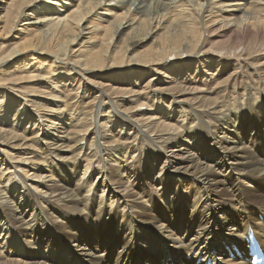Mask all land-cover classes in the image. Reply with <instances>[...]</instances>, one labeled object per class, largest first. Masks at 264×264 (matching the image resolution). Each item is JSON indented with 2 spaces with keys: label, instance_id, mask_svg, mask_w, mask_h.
Instances as JSON below:
<instances>
[{
  "label": "bare ground",
  "instance_id": "1",
  "mask_svg": "<svg viewBox=\"0 0 264 264\" xmlns=\"http://www.w3.org/2000/svg\"><path fill=\"white\" fill-rule=\"evenodd\" d=\"M54 1L0 0V264H248L264 0Z\"/></svg>",
  "mask_w": 264,
  "mask_h": 264
},
{
  "label": "rangeland",
  "instance_id": "2",
  "mask_svg": "<svg viewBox=\"0 0 264 264\" xmlns=\"http://www.w3.org/2000/svg\"><path fill=\"white\" fill-rule=\"evenodd\" d=\"M52 2H54L55 4H56V1H54V0H51ZM43 4V7H45V8H47V9H51V8H53L52 6H46L45 5V3H42ZM22 27L19 25L18 27H17V29H16V31L17 30H20ZM12 35H13V33H11ZM0 40H1V37H0ZM251 76H247V78H249L250 80L249 81H252L251 79H252V77L250 78ZM248 81V82H249ZM26 85V84H25ZM255 85V84H254ZM253 88V90H255V92H256V89L254 88V87H252ZM34 100H36V97L35 98H33ZM38 100V103H41V99H39V98H37ZM77 99H75V101H76ZM165 107V106H164ZM112 109V108H111ZM166 109V108H165ZM245 110H247V109H245ZM177 111V110H176ZM14 112V111H13ZM112 114V113H111ZM148 114H149V116L151 115L149 112H148ZM174 113H172L171 114V116L173 115ZM0 116H2L3 117V119H4V117H5V114L3 113V111H1V115ZM30 117L31 116H34V117H32V119L30 118V120H29V122L30 121H37V119H38V117H36L35 115H33V114H30L29 115ZM246 116L248 117V119H249V121H250V123H251V127H250V129H249V133H250V139L256 144V146H257V148H260L261 146H262V144H261V142H260V137H261V130H262V128H263V125L259 122V120L258 119H256L255 117H252V116H250L249 114H247L246 113ZM37 118V119H36ZM39 120V119H38ZM99 121V123L97 122V125L95 126V128L96 127H98V129H100V124H102V120L100 121V120H98ZM4 124V123H3ZM36 124H38V122L36 123ZM9 126H12V123L9 125ZM14 126V125H13ZM117 126H119L120 127V129L122 128V131H125V128H124V126L122 125V124H120V125H117ZM120 129H118L117 131H119ZM106 130V129H105ZM105 130H103V131H101V129L99 130V131H101V134L103 135V136H106L105 138L107 139V138H109L108 136H109V134H112L111 132H110V128L108 127L107 128V131H105ZM109 130V131H108ZM18 167L19 168H23L24 166H22V165H18ZM159 172V170H158V168H157V170L155 171V176L157 175V173ZM36 173V171H31L30 172V174H35ZM95 173H98V168H97V170H95ZM100 176L101 175H98V179H101L100 178ZM154 175H153V177H155ZM33 177V175H31L30 177H28V176H25V178L23 179L24 181L26 180V178H28L27 180H29V178H32ZM53 177H55L54 175H53ZM95 177V176H94ZM97 179V180H98ZM96 179H94V185H95V183H96V181H97ZM29 184V183H28ZM179 185V184H178ZM181 186H184V184H181ZM101 189V188H100ZM102 190V189H101ZM246 196V195H245ZM249 196V197H248ZM248 196H246L247 198H249V199H251V198H253V197H255V196H252L251 197V195H248ZM245 197V198H246ZM246 198V199H247ZM164 201V202H163ZM169 201V199H167L166 197L163 199L162 197H159L158 199H157V203H159V204H165V203H167ZM251 206H253V205H251ZM254 206H256V204H254ZM252 213H254V211H251ZM259 217H262V216H259L258 215V219H260ZM108 228V229H107ZM1 230H4V231H2L1 232ZM8 230H5L4 229V227H3V224L0 226V235H3V234H6V232H7ZM10 231V230H9ZM79 231H81V233H82V241L81 242H83V240L84 241H87L88 243V245L90 246V247H92V245L93 244H96V245H98V243H92V240H91V237H90V234H88L86 231H87V229H86V227L84 226V224H80L79 225ZM101 231H106V232H109V233H107L105 236L103 235L102 237H101V240H100V242L101 241H103V240H105L106 242H102V243H107V245L105 246V247H107L108 248V245L110 244V242H111V239H108L107 238V235H109V234H111V233H113V229H111L110 227H108V225H103L102 227H101ZM114 238V237H113ZM115 238L116 239H118V238H120V237H118L117 238V236H115ZM20 240V239H19ZM118 240H120V243H119V245H121L122 243H123V241L121 240V239H118ZM95 241H97L96 239H95ZM112 242H113V240H112ZM95 245V246H96ZM119 245H117V246H119ZM94 246V245H93ZM89 247V248H90ZM100 248H101V246H99ZM86 248H88V247H86ZM115 248H117V247H115ZM103 254V252H101V255ZM225 256H227V254H224ZM116 258H117V256H116V254H115V251L113 250L112 251V253H111V255H110V258H109V260H110V262L108 263V264H114V262L116 261ZM125 260V259H124Z\"/></svg>",
  "mask_w": 264,
  "mask_h": 264
}]
</instances>
